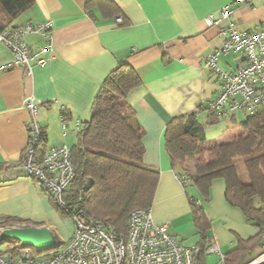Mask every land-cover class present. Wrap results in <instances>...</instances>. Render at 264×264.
Returning <instances> with one entry per match:
<instances>
[{
    "label": "crops",
    "instance_id": "crops-1",
    "mask_svg": "<svg viewBox=\"0 0 264 264\" xmlns=\"http://www.w3.org/2000/svg\"><path fill=\"white\" fill-rule=\"evenodd\" d=\"M30 3L31 7L13 26L50 23L53 59L42 68L33 67L31 74L25 69L0 73V219L22 222L13 227H45L59 245L70 240L72 221L59 216L51 195L36 179L27 177L22 168L30 120L23 104L30 97L38 104L35 121L46 137V150L60 146L71 150L78 132L90 119L93 100L104 79L119 64H127L141 81L129 93L127 103L133 111L132 125L142 132V164L159 172L150 209L154 223H168L170 234L179 245L197 247L200 237L192 220L193 198L210 223L209 243L218 244L221 254L234 248L235 236L242 240L253 238L257 230L238 209L226 203L223 181L213 182L207 201L191 184L183 188L177 181L164 133L170 121L195 114L209 143H230L242 135L243 113L218 121L205 110L216 97L220 82L204 61L208 54L222 48L224 42L218 30L226 27V22L214 28L207 27L204 21L216 18L222 8L232 6L235 28L264 29V0L243 5L235 0H30ZM107 3H112L115 10ZM118 18L122 24L116 23ZM24 41L32 52L43 44L38 35ZM240 59L231 53L218 57L217 64L222 71L233 72ZM11 60L10 51L0 45V67ZM61 113L65 114V131ZM217 262L216 256L205 251L204 264Z\"/></svg>",
    "mask_w": 264,
    "mask_h": 264
},
{
    "label": "trees",
    "instance_id": "trees-1",
    "mask_svg": "<svg viewBox=\"0 0 264 264\" xmlns=\"http://www.w3.org/2000/svg\"><path fill=\"white\" fill-rule=\"evenodd\" d=\"M107 5L115 10L112 3ZM30 7V0H0V33L14 27L13 23ZM140 85L137 73L127 64H119L104 79L93 100L90 119L78 132L70 150L75 178L62 196L64 208L51 197L59 216L73 221L75 216L82 215L111 226L116 233L126 234L130 213L151 209L159 172L142 164V132L132 125L133 111L127 103L129 93ZM240 128L242 135L230 143H209L203 126L192 114L170 121L164 133L165 148L176 175L185 176L205 201L213 182L223 181L226 203L238 209L257 230L248 240L235 236L234 248L224 255L223 264H243L255 248L264 244V108L245 117ZM45 151L46 137L41 131L40 142L34 149V159L39 164ZM190 206L200 237L199 253L193 264H204L210 223L193 198ZM21 223L3 218L0 229Z\"/></svg>",
    "mask_w": 264,
    "mask_h": 264
},
{
    "label": "built area",
    "instance_id": "built-area-1",
    "mask_svg": "<svg viewBox=\"0 0 264 264\" xmlns=\"http://www.w3.org/2000/svg\"><path fill=\"white\" fill-rule=\"evenodd\" d=\"M251 1L235 0V3L243 5ZM204 22L214 28L226 22V27L218 30L224 42L222 48L208 54L204 61L205 67L220 82L216 97L205 110L218 121L237 113L254 116L264 108V29L235 28L232 6L222 8L216 18L209 17ZM116 23L121 24L122 19H116ZM32 35L43 39V44L33 52L24 41ZM0 45L12 55L11 62L0 67V73L25 69L31 74L33 67L42 68L53 59L50 23L7 28L0 33ZM231 53L240 56V63L237 70L224 72L218 67V57ZM23 105L30 120L22 168L27 177L43 186L57 206L64 208L62 196L75 178L70 150L66 146L47 149L39 164L34 159L41 132L35 121L38 104L30 97ZM64 120L65 114L61 113L63 131ZM176 179L183 188L189 185L185 176H176ZM72 222V237L62 247L41 256L29 248L14 249L0 253V264H193L199 253L197 247L179 245L170 234L168 223L155 224L150 210L132 211L126 234L116 233L111 226L82 215L75 216ZM206 254L216 256V264H223L224 255L215 242L210 243ZM244 264H264V244Z\"/></svg>",
    "mask_w": 264,
    "mask_h": 264
},
{
    "label": "water",
    "instance_id": "water-1",
    "mask_svg": "<svg viewBox=\"0 0 264 264\" xmlns=\"http://www.w3.org/2000/svg\"><path fill=\"white\" fill-rule=\"evenodd\" d=\"M19 243L21 248H29L37 254L54 251L60 247L51 232L45 227H13L0 232V245Z\"/></svg>",
    "mask_w": 264,
    "mask_h": 264
},
{
    "label": "rangeland",
    "instance_id": "rangeland-1",
    "mask_svg": "<svg viewBox=\"0 0 264 264\" xmlns=\"http://www.w3.org/2000/svg\"><path fill=\"white\" fill-rule=\"evenodd\" d=\"M188 167L189 168H192V165L191 164H188ZM61 218L65 219V220H71L69 219V217L67 216H63V215H60ZM63 245H60V247H62ZM18 248H21L20 244L19 243H5L3 245H0V253H5V252H12L14 249H18ZM38 255H44V254H38ZM253 256V253L252 255ZM250 260V259H249ZM246 263V262H245Z\"/></svg>",
    "mask_w": 264,
    "mask_h": 264
}]
</instances>
